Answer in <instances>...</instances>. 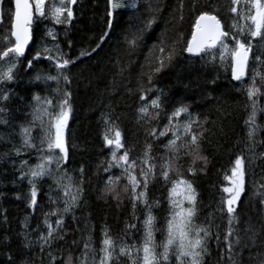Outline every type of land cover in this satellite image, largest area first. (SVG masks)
Returning a JSON list of instances; mask_svg holds the SVG:
<instances>
[{
  "label": "trees",
  "instance_id": "obj_1",
  "mask_svg": "<svg viewBox=\"0 0 264 264\" xmlns=\"http://www.w3.org/2000/svg\"><path fill=\"white\" fill-rule=\"evenodd\" d=\"M203 2L217 5V14L220 15L222 22L226 23V31H228V17H234L238 27L246 28L251 24V21L243 19V14L247 11L243 6H237V13H228L231 0H203ZM147 3L148 0H139L135 8L118 9L113 19L107 15L104 2H99L98 6L97 1L94 3V0H89L88 10L76 11V19L73 20L72 25H56L54 20L47 18L48 14L44 19H36L33 26V45L28 54L20 60L16 82L7 84V88L15 95L10 92V100L0 105V107H6L8 112L10 111L7 118L12 125V127L0 125V135L4 137L0 140V154L10 150L9 140L17 145L20 144L19 125L22 121L25 124L32 119L30 113L34 107L33 96L35 94L41 97L51 96L52 89L56 87L54 81L45 84L34 80L37 74L56 75L53 63L47 59L33 60V56L41 48L42 41L47 46L54 42L67 54V58L76 61L67 70L71 79L67 91L72 93L70 101L72 116L66 133L69 159L64 167L76 180L83 178L84 194L79 207L74 209L76 219L72 218V214L64 217V231L61 234H67L63 240H56L52 248L46 249L44 253H40L39 246L25 250L22 239L24 234H30V239L33 240H36L40 234H47L43 221L44 214L53 210V206L49 205L47 200L49 186L53 184V181L45 177L38 185V204L33 211L28 207L25 199L30 188L27 179L19 182L17 177L20 173L14 171L9 162L0 161V264H9V255L16 264H21L23 260H30L31 264H53L47 255L48 251L56 257L54 264H68L69 257L72 258V264H80L84 244L89 242V238H91L89 247L93 251L88 253V260L95 259L96 264H99L103 255L101 248L105 230L118 246L123 242L128 246L135 245L137 248H142L143 220L146 212L144 206L137 204L134 212L131 199L123 193H121L122 203L119 205L112 196L103 195L109 175L121 177V186L127 183L121 169L113 168L111 173L104 171L107 162L111 159L112 150L104 140L105 121L114 122L121 131L125 147L132 149L129 154L130 159L141 157L143 154L146 138L144 129L137 123L138 109L143 103H149L151 99L159 95V92H150L148 100L141 101V85L145 89L151 87L163 90L164 112H161L158 121L152 122L153 126L159 125L157 131L168 123V115L179 107L181 102L191 106L190 111L193 116L199 115L201 121L205 118L210 121L206 127H209L211 132L206 133L203 143L204 155L209 158L206 172L198 173L193 178L187 171L192 164L191 157H184L180 161L182 165L180 172L183 178L192 179L199 193V218L196 222L204 223L209 213H216L215 224L219 225L221 244L217 248L216 240L213 238L209 244L211 254L205 258L204 264H227L226 256L224 261H221V254L226 251L223 237L228 227L227 215L221 216L218 206L221 197L227 196L222 193V189L228 183L224 176L230 174L229 170L234 166L237 156H245L246 176L245 193L237 209L240 223L236 227L243 234V229L249 221L259 224L261 219H264L262 216L264 213V203H262L264 201V143L256 144L251 153L256 160L251 163L248 160L250 154L245 150L247 145L245 120L250 109L247 107L249 102L245 92L242 90L246 83H250L253 70L264 75V64L254 63L255 56L264 52L263 49L256 47L259 38L252 40L253 51L247 77L243 79V84L240 81L235 82L231 72L232 59L225 56L222 63L219 59L222 54L219 47L213 52V55L217 57L215 61H211L208 55L202 54V58L188 55L184 50L191 38L196 15L199 14L189 13L188 8L192 0H183L185 19L175 28L172 27V13L177 7V0H151L153 5L159 4L162 11L156 15V22L144 33L139 47L129 52L126 37H129L130 31H134L130 22L139 23L140 19H148ZM3 7L4 22L0 24V52L6 50L8 38L13 40L10 32L14 1L4 0ZM203 10L210 9H201ZM109 19H112L111 29L107 27ZM48 26L58 30L59 34L55 35V40L47 36ZM165 37H167L168 45H175V58L171 65L159 73L154 78V82L149 85L147 79L142 78V73L146 71V57L153 51V46L165 41ZM239 38L243 39V37ZM69 41H71V47H69ZM227 43L230 48L234 46L231 40ZM84 51L91 52V55L80 57L81 52ZM167 51L166 47L165 55ZM157 55L160 54L157 53ZM261 58L264 59V55ZM29 60L34 66L31 69L27 68ZM122 67L125 71L121 75ZM213 81L215 83H212ZM259 83L258 79L257 86ZM261 91L264 92V88ZM259 105L264 108V96L259 97ZM184 119V116L179 118L180 122ZM257 123L264 127V112L258 113ZM41 134L39 127H36L32 133L34 138ZM171 138V133L154 143L151 138H148V142L153 143L152 155L157 158V164L162 162L159 158L167 154L164 145ZM256 139L264 141V131H260ZM34 142L37 141L34 139ZM122 153L123 149L117 155ZM15 159L17 163L27 159L31 165L38 162L35 150ZM81 167L84 169L83 177L78 171ZM200 167L201 165L197 163L196 168ZM136 174L139 177V169ZM179 178L170 174V179ZM170 187V184L166 185L160 178L158 168L157 179L149 184L148 190L149 201H159L160 204L158 208L152 209V214L156 217L154 240L157 254L162 253V244L167 236L166 218L169 216L167 202ZM17 196L21 198L17 199ZM56 219V217L50 218L54 227ZM26 223L27 229H25ZM129 224H135L136 228L126 232V226ZM73 241H76V244H73ZM116 255L117 253L114 252L113 256ZM243 255L245 257L243 264H249L246 259L249 255L248 251L245 250ZM141 257L142 251L138 254L134 253L131 257L122 255L118 261L114 260V264H132L133 260L136 264H142ZM170 262L176 264L174 256L170 255Z\"/></svg>",
  "mask_w": 264,
  "mask_h": 264
},
{
  "label": "snow or ice",
  "instance_id": "obj_2",
  "mask_svg": "<svg viewBox=\"0 0 264 264\" xmlns=\"http://www.w3.org/2000/svg\"><path fill=\"white\" fill-rule=\"evenodd\" d=\"M37 12V19L46 18L45 4L46 0H34ZM79 0H56L51 4L48 17L54 20L56 25H72L76 19V12L73 6H77ZM15 13L14 24L11 26L12 31L10 38L6 41V50L0 52V104L10 100V92L15 95L12 90L7 88V84L16 82L18 69L21 58L25 57L26 50L29 49L30 43L33 42L34 13L33 3L31 0H14ZM111 11L107 12L110 18L114 19V13L118 9L125 7L135 8V4H126L124 0H109ZM4 0H0V24L4 22ZM237 6H243L247 11L243 14L245 21H251L249 26L238 27L234 17H228V31L225 30L226 23L222 22L220 15L217 14V5L212 3L205 4L203 0H192L188 11L195 14L194 31L191 34V40L186 44L184 50L190 54L201 57L208 55L211 61L216 60L213 55L214 50L218 47L221 51L219 57L223 63L225 56L232 59L231 72L232 77L236 81L243 84V78L248 75V63L250 54L253 51L252 40L259 38L256 47L264 49V0H231L228 6V13H237ZM210 9L203 10L201 9ZM148 10V19H140L139 23H132L131 28L134 31L129 32V37H126L128 44L127 51H135L139 47V43L143 41L144 33L156 22V15L162 11L159 4L153 5L151 0L146 4ZM11 15V10H9ZM227 15V14H226ZM172 27L185 19L183 0H177V7L173 10ZM107 27L111 29L112 19H109ZM235 30V31H233ZM47 36L55 40V34L47 31ZM243 37V39L239 38ZM165 41L161 44L153 46V51L146 57V71L142 73V78H146L149 85L154 82V78L164 71L165 68L171 65L175 58V45H168ZM234 42L233 47H229L228 41ZM247 41V42H246ZM102 42V41H101ZM71 47V41L68 42ZM99 47V45H97ZM168 48L165 55V48ZM95 51V49H92ZM159 53L160 55H157ZM91 52H81L80 57L89 56ZM261 55L254 58V63L264 64V59ZM44 56L47 60L53 63L56 70V75H40L37 74L34 80L48 84L54 81L56 87L52 89L51 96L41 97L39 94L33 96L34 107L30 113L31 121L19 125L20 144L12 143L9 151L0 154V161L10 163L14 171L19 172L17 180L23 182L27 179L30 188L25 195L28 202V207L35 211L38 204V185L45 177L52 179L53 184L49 186L47 200L49 205L53 206L51 212L44 214V225L47 229V234H40L36 240L30 239V234H24L23 247L25 250H31L34 246H39L40 253H44L46 249H51L56 240H63L67 233L61 234L64 231V217L72 214L74 209L79 207L84 194V180H76L64 165L69 159V149L67 142L68 122L72 116L71 96L72 93L67 91V87L71 84V79L67 74V70L76 61L67 58V54L59 47L58 44L54 48H49L43 41L41 48L33 56V60H40ZM77 57V59H80ZM33 67L32 61H27V68ZM125 69L121 68V75ZM260 83L257 86V80ZM115 83V82H114ZM212 83H215L213 81ZM264 88V75H261L257 70H253L250 77V83L243 86L242 90L248 100L247 107L250 109L245 125L247 126V145L246 151L250 154L248 160L254 163L256 157L251 155L257 143L256 137L260 131H264V127L257 123L258 113L264 112V108L259 105V97L264 96L261 89ZM159 92L155 98L149 103H143L138 109L137 123L144 129L145 144L144 151L141 157L130 159L131 148H126L123 142V136L116 124L110 120H106V130L104 140L106 145L111 148V159L107 162L104 168L106 173H111L113 168H119L125 174L127 183L120 185L121 177L109 178L105 182L103 195L105 197L112 196L119 205L122 203L121 193L131 199L132 207L135 212L137 204L144 206L145 218L143 220L144 239L142 248H137L135 245L128 246L123 242L118 246L111 238L108 231L103 233L101 252L103 255L99 260V264H114V260L118 261L120 256L126 255L131 257L134 253L138 254L142 251V264H171L170 255L175 257L176 264H204L205 258L210 256L209 244L215 238L217 248L221 244L219 225L215 224L216 213H209L205 218L204 223H197L198 217V196L196 187L192 179H184L180 172L182 167L180 161L184 157H191L192 164L187 168V171L194 178L198 173L206 172L209 158L204 155L203 143L206 139V133H210L211 129L206 127L210 121L205 118L201 121L199 115L193 116L190 111V105L180 103L170 115H168V123L159 131V125L153 126V121H158L161 112H164L163 90L153 89L148 87L145 89L140 86V100H148V93ZM167 115V113H165ZM9 112L6 107H0V125H8ZM184 116L183 122L179 118ZM39 127L42 134L34 138L32 133L34 128ZM172 134V138L164 145L167 154L160 157L161 163L157 164V158L152 155L153 143L160 140L161 137H166ZM111 137V138H110ZM151 138L153 143L148 142ZM4 137L0 135V140ZM34 139L37 142H34ZM123 149L122 155H117ZM35 150L37 154V163L29 164L27 159L20 160L17 163V157H21ZM57 150H59L57 152ZM102 164L104 162H101ZM199 163L201 167L196 168ZM159 168L160 178L171 187L168 191L169 216L166 218V241L162 244V253L157 254L156 244L154 240L155 221L156 217L152 214L153 207H159V201H149L148 190L149 184L157 179V169ZM139 169V177L137 176ZM83 177L84 169L79 170ZM230 174H225L224 179L229 186L222 189V193L227 196H222L218 206L221 216L227 215V231L223 237V243L226 246L225 253L221 254L223 262L226 256L227 264H243L245 259L244 252L248 251L249 255L246 259L249 264H264V219H261L259 224H253L249 221L246 227L241 230L236 227L240 223L237 209L240 206L242 195L245 193V156L240 155L234 161V166L229 170ZM170 174L179 176V179H170ZM20 199V196L16 197ZM264 203V201H262ZM187 204V207H185ZM264 216V213H262ZM51 217H56L55 227L50 222ZM135 218V217H134ZM28 225L25 224V229ZM136 228L135 224L126 226V232H131ZM7 239V238H6ZM76 244V241L72 242ZM89 242L84 244V253L82 254L80 264H96L95 259L89 261L88 253L90 249ZM118 249V251H117ZM131 249V250H130ZM117 253L114 257L113 253ZM50 261L56 259L51 251L47 252ZM9 264H16L11 255L8 256ZM21 264H31L30 260H23ZM68 264H72V258H68ZM132 264H136L133 260Z\"/></svg>",
  "mask_w": 264,
  "mask_h": 264
},
{
  "label": "rangeland",
  "instance_id": "obj_3",
  "mask_svg": "<svg viewBox=\"0 0 264 264\" xmlns=\"http://www.w3.org/2000/svg\"><path fill=\"white\" fill-rule=\"evenodd\" d=\"M88 1H89V0H81V2H79L78 5L74 7L75 11H77V12H86V11L88 10V8H89V6L87 7ZM95 1H97L98 6H99V2H101V3L104 2V5H105V7H106V11H107V12H108V11H111L110 4H109V0H94V3H95ZM54 2H56V0H46V4H45V14H48L49 9H50V7H51V4L54 3ZM124 2H125L126 4H135V5H137L138 0H124ZM33 4H34V6H35L34 0H33ZM97 4H94V5H97ZM104 5H103V6H104ZM48 7H49V8H48ZM47 8H48V10H47ZM125 8H129V7H125ZM107 12H106V13H107ZM35 13H36V17H37L38 14H37V12H36V8H35ZM40 19H44V18H40ZM48 28H49V30H51L53 33H55V31H54V27H52V26H48ZM48 47H49V48H54V47H55L54 42L49 43V46H48ZM0 63H1V62H0ZM34 129H36V128H34ZM184 179H185V178H184ZM227 186H229L228 183H227ZM185 207H187V204H185Z\"/></svg>",
  "mask_w": 264,
  "mask_h": 264
},
{
  "label": "water",
  "instance_id": "obj_4",
  "mask_svg": "<svg viewBox=\"0 0 264 264\" xmlns=\"http://www.w3.org/2000/svg\"><path fill=\"white\" fill-rule=\"evenodd\" d=\"M31 2H32V0H31ZM14 8H15V4H14ZM14 13H15V11H14ZM33 13H34V20H35V12H34V6H33ZM14 18H13V24H14ZM34 24V23H33ZM32 28H33V25H32ZM13 30V29H12ZM14 38V37H13ZM32 45V43H30V45H29V47ZM28 50H26V52H27ZM187 52V51H186ZM26 54V53H25ZM187 54H189V55H194V54H190V53H188L187 52ZM195 56V55H194ZM246 77V76H245ZM244 77V78H245ZM236 81V80H235Z\"/></svg>",
  "mask_w": 264,
  "mask_h": 264
},
{
  "label": "bare ground",
  "instance_id": "obj_5",
  "mask_svg": "<svg viewBox=\"0 0 264 264\" xmlns=\"http://www.w3.org/2000/svg\"><path fill=\"white\" fill-rule=\"evenodd\" d=\"M85 27V26H84ZM118 33V32H117ZM109 35V34H108ZM111 37V36H110ZM125 42V41H124ZM120 49V47H119ZM264 50V49H263ZM123 52V51H122ZM140 52V51H139ZM124 53V52H123ZM112 56V55H111ZM131 56V55H130ZM112 58V57H111ZM113 60V59H112ZM36 61V60H35ZM2 63V62H1ZM73 66V65H72ZM34 67V66H33ZM227 72V71H225ZM221 78V77H220ZM236 82V81H235ZM247 84V83H246ZM1 105V104H0ZM10 112V111H9ZM135 116V115H134ZM20 122V121H19ZM118 123V122H117ZM22 124H23V121H22ZM3 126V125H2ZM7 131V130H6ZM1 133V132H0ZM130 138V137H129ZM126 142V141H125ZM14 143V142H13ZM138 148V147H137ZM31 155V154H30ZM32 159V158H31ZM33 160V159H32ZM72 171V170H71ZM255 172V171H254ZM252 175V174H251ZM156 193V192H155ZM168 203V202H167ZM24 249V248H23ZM81 253V252H80ZM92 253V252H91ZM89 256V255H88ZM99 257V256H98Z\"/></svg>",
  "mask_w": 264,
  "mask_h": 264
}]
</instances>
